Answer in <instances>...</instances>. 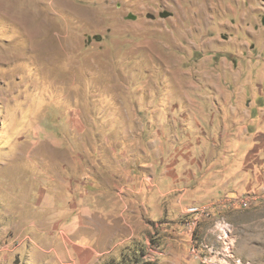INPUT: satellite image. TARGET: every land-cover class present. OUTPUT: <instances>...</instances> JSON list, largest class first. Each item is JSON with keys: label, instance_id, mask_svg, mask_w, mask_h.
Instances as JSON below:
<instances>
[{"label": "rangeland", "instance_id": "obj_1", "mask_svg": "<svg viewBox=\"0 0 264 264\" xmlns=\"http://www.w3.org/2000/svg\"><path fill=\"white\" fill-rule=\"evenodd\" d=\"M263 110L264 0H0V264H204L161 174Z\"/></svg>", "mask_w": 264, "mask_h": 264}, {"label": "crops", "instance_id": "obj_2", "mask_svg": "<svg viewBox=\"0 0 264 264\" xmlns=\"http://www.w3.org/2000/svg\"><path fill=\"white\" fill-rule=\"evenodd\" d=\"M247 115L248 119L245 120L240 132L219 136V140L224 142L222 147L216 148L217 144L214 142L211 146L210 139L200 138L202 144L200 143L197 147L203 149L201 154L197 150L190 156L185 154V157H180L174 164L175 170L170 168L161 176L169 180L166 186H169L170 190L166 191L174 198L171 202L180 205V214L187 206L213 201L223 194L233 196L255 192L260 199H263V203L248 209L240 225L243 227L247 244L244 249L245 257L263 260L264 115L256 117H253L251 113ZM210 151L213 153L212 156ZM191 164L197 168V172L192 170ZM87 187L92 191L99 186L92 182ZM173 192L174 195H172ZM182 203H185V206H181ZM259 206H263L260 215L253 212L257 210L253 208ZM235 216L236 214L230 217L238 229ZM237 218H239L238 214Z\"/></svg>", "mask_w": 264, "mask_h": 264}, {"label": "built area", "instance_id": "obj_3", "mask_svg": "<svg viewBox=\"0 0 264 264\" xmlns=\"http://www.w3.org/2000/svg\"><path fill=\"white\" fill-rule=\"evenodd\" d=\"M255 199L254 195L247 194L230 197L228 201L232 207L246 208L250 206ZM220 205V201H211V203L207 205L202 206L196 204L187 207L185 210V220L183 225L190 230L189 243L193 248V251H196L197 259H201L204 264H251L250 262L244 261L242 258L234 255V237L232 235V226L227 222V220L217 219L214 222V242L207 241V234H205L201 239L193 237V232H191V230L192 225L196 221L194 217H209L210 212L213 215L216 211V208H212ZM191 216L193 217L192 220H190Z\"/></svg>", "mask_w": 264, "mask_h": 264}, {"label": "trees", "instance_id": "obj_4", "mask_svg": "<svg viewBox=\"0 0 264 264\" xmlns=\"http://www.w3.org/2000/svg\"><path fill=\"white\" fill-rule=\"evenodd\" d=\"M104 264H153V263L146 262V261L142 262V263H139V260L128 261L126 259V256H123L118 261H116L115 259H110L107 263H104Z\"/></svg>", "mask_w": 264, "mask_h": 264}, {"label": "water", "instance_id": "obj_5", "mask_svg": "<svg viewBox=\"0 0 264 264\" xmlns=\"http://www.w3.org/2000/svg\"><path fill=\"white\" fill-rule=\"evenodd\" d=\"M167 16H169L168 12H164V13L161 14V17H167Z\"/></svg>", "mask_w": 264, "mask_h": 264}]
</instances>
